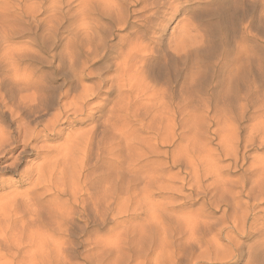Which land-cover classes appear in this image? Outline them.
<instances>
[{
  "label": "bare ground",
  "instance_id": "bare-ground-1",
  "mask_svg": "<svg viewBox=\"0 0 264 264\" xmlns=\"http://www.w3.org/2000/svg\"><path fill=\"white\" fill-rule=\"evenodd\" d=\"M190 1L27 0L23 27L21 3L0 0V264L74 257L76 239L91 246L85 257L103 253L98 264L234 258L220 256L225 233L243 231L264 203V12L258 0H195L213 20H188L180 42L168 40L169 52L155 49ZM218 52V65L183 76L180 63ZM102 93L114 94L107 110L96 103ZM79 118L92 128L47 146ZM205 118L218 127L215 149L198 142ZM152 158L159 160L146 170ZM226 169L241 176L225 177ZM10 176L24 190L8 191ZM178 178L184 201L172 209L176 197L160 193L171 202L162 197L146 220L154 185ZM197 194L198 213L186 208ZM150 228L163 238L146 239Z\"/></svg>",
  "mask_w": 264,
  "mask_h": 264
},
{
  "label": "rangeland",
  "instance_id": "rangeland-1",
  "mask_svg": "<svg viewBox=\"0 0 264 264\" xmlns=\"http://www.w3.org/2000/svg\"><path fill=\"white\" fill-rule=\"evenodd\" d=\"M3 1H4L3 3H6V0H3ZM15 1L20 2L22 5V9H21L22 14L18 16V18L20 19L19 21H21V22L20 23L18 22V23L21 26L25 27V26H27V23H28V18L26 16L29 15L30 3L27 2V0H24V1L12 0L13 3ZM197 1L192 0L190 2L184 3V5H183L184 9L181 10L180 13L176 17H174L169 23H166V27H165L164 32L159 34V36L165 40V43L162 44V46H160V47L156 46L155 44H152V46H154L155 49H158V50L162 49L164 51L169 52L168 40L169 39L173 40L172 45L178 44L180 42V40L182 39L183 35H185V31L189 25L188 24L186 26L188 20H191L192 22H198V23L200 22L203 24H206L207 22H211V20H213V19H211V16L209 14V10L208 11L202 10V8H200V7H202V5L198 4ZM261 2H262L261 0L257 1L258 5H259L258 6V13L263 14L264 5ZM201 3H203V2H201ZM206 15H208V16H206ZM137 16L140 17L139 15H135L133 17L132 21H136L137 19H135V18H137ZM204 28H206V26L201 27V29H204ZM188 34L192 37L198 35L196 31H193V32L188 31ZM20 41H22V40H20ZM233 50H235V51H233ZM233 50L231 51L232 53L230 52V56H231V59H233L232 57H234L235 59H233V60H236L238 57V55H237L238 51H237V48L233 49ZM203 58H201V63L195 62V63L189 64L188 66H186V64L183 62L180 63V68L183 69V72H182L183 76H185V73H187V74L191 73L192 74V71L197 72L198 74L200 72H206L209 63L218 65L221 61V53L218 52L214 56L210 57L209 59H207L206 57H203ZM205 58H206V60H205ZM98 66H100V65H96L94 68H96V67L98 68ZM228 71L230 72V74L231 73L233 74L234 69H231ZM183 76H182V78H183ZM87 84H91V82L90 83L88 82ZM261 95L264 97V86L262 87ZM113 98H114V94L102 93L100 98L96 100V103L98 104V107H99V105L103 106V104L106 103V105H104L103 107H105L106 108L105 110H107L110 108L111 100ZM98 114L101 115V113H99V112H98ZM76 120H77L76 123H78V124H73L72 127H69L70 125L64 126L65 130H64L63 138L56 139L54 141H50L47 143L48 144L47 146L54 147V146H58L61 143L63 144L64 143L63 139L67 136L66 135L67 133L85 134L93 126V124L90 122H88L86 124L84 122H79L78 120H80V118L76 119ZM204 120L207 122L203 121V122L199 123L200 124V126H199L200 136L198 138V142L199 141H201L202 143L204 142L203 144L209 146L210 149L211 148L215 149L221 141L220 137L214 135V131L218 127L215 125H213V126L209 125L210 124L209 119L205 118ZM192 132H193V130L191 129V131L185 135L190 136L191 143L193 146L194 139L192 140ZM43 144H45V143H43ZM43 144L41 143L38 146H44ZM243 152H244V149L242 150V154H243ZM31 158H34V157H31ZM158 160L159 159H153L152 158L149 162H147L146 163V170L149 169L150 164L152 162H155ZM228 163L229 162H222V163H220V165L221 166H227ZM26 166H28V165H26ZM183 168L185 169V167H183ZM178 169L179 168L174 169V172L176 173ZM224 172L225 173L223 176L229 177L231 179H236L239 176H241V175H238L236 173L231 174L232 172H236L235 169H232V170L226 169ZM181 175L182 176H180L179 178H182L184 176V174H181ZM8 178L9 179H7L8 181L6 182V185L10 186L7 189L8 191L24 190L25 187L24 188H20V186L18 187L19 180H21L19 177L10 176ZM179 178L170 180L166 183H163L160 181L159 183L154 185V187L152 189L153 196L146 197V211H147L146 212V220L148 219L149 214L152 211V209L154 207H157L156 204H158L159 202H162L161 201L162 197H164V200L166 199L169 202H171V200L167 198V196H166L167 194H173L176 197V200H175L176 205H172L171 206L172 209H177L179 207V204L184 201L181 197L178 196L179 194L177 192V190H179V188L181 187L180 185H181L182 179L179 180ZM212 180L213 179L211 177L206 179L204 182V185L208 186L209 184L212 183ZM189 188L190 187L187 186V190H184L182 194L183 195L190 194V191L188 190ZM146 190H150V187L148 185H146ZM163 192H165L166 195L165 196H159V194L163 193ZM202 194H200L199 196H198V194L195 195L196 197H194V200L190 201V203L187 204V206H186L187 210H192L191 212L195 211L197 213L200 212V208L203 206V203H204L203 201H201L199 199L204 195V194L203 195ZM135 207L138 208L139 204H135ZM263 212H264V203L262 204V206L259 205L258 208L255 210V212L250 215V219L245 223V226L242 224V226H244V229L242 228L243 231H241L239 233H237V232L225 233V234H227L228 237L224 238L221 241V243H222L221 245L224 247V248L222 247L224 250L221 252L220 256L226 255L227 257H234V258L227 259L226 261H223L224 259H220V261L215 262L214 264H264V213ZM220 216H221V213H217V217L219 218ZM253 222H254V224H253ZM256 222H257V224H256ZM250 224H252V225H250ZM80 225H83V224L80 223ZM219 226L220 227H215V229L216 228H218V229L224 228V225H219ZM245 227H247V228H245ZM227 232H229V231H227ZM101 235L104 236V238H106V232L104 230L101 231ZM152 237H158V236L154 235L152 232V229L150 228V231L146 232V239H151ZM158 238H160L159 239V241H160L163 237L160 235ZM226 239L232 240L234 243V246H236L232 249V251L236 250V254L234 256H232L231 254L230 255L228 254V252H230L229 250L225 251L227 248H229V247H227L228 241ZM74 241H73V243H74L73 247L78 251L79 255H75L74 257H48V259H50L52 261V264H58L57 262H59V264H98L99 261L97 260V257H104L103 253L96 256V257H85L86 255H83V253L87 252L91 248V246L89 244H85V243L80 245L79 240H77V239ZM82 241H84L83 238L81 239L80 242H82ZM156 245H157L158 252H159L160 249L162 248L161 243H157V244L153 245L150 242H147L146 243V249L152 248V247L154 248ZM146 254H148V253H146ZM109 257H118V254L114 252ZM201 264H212V263L208 262V261H204Z\"/></svg>",
  "mask_w": 264,
  "mask_h": 264
}]
</instances>
